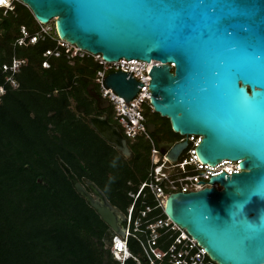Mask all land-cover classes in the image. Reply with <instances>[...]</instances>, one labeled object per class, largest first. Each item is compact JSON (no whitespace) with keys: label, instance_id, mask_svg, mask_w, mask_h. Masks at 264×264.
Returning <instances> with one entry per match:
<instances>
[{"label":"water","instance_id":"water-1","mask_svg":"<svg viewBox=\"0 0 264 264\" xmlns=\"http://www.w3.org/2000/svg\"><path fill=\"white\" fill-rule=\"evenodd\" d=\"M39 24L54 20L59 39L105 61L147 66L149 104L172 132L199 135L198 160L237 161L239 172L209 178L220 186L167 196L164 214L215 264H264V0H20ZM171 64L173 66H171ZM172 69V71H171ZM104 83L126 101L141 83L114 71ZM97 111L109 102L86 87ZM93 130L129 159L119 127L105 114ZM161 154L174 162L188 141L166 142L146 123ZM74 190L108 228L123 236L125 216L91 181L61 163ZM203 181H199L200 183Z\"/></svg>","mask_w":264,"mask_h":264},{"label":"trees","instance_id":"trees-1","mask_svg":"<svg viewBox=\"0 0 264 264\" xmlns=\"http://www.w3.org/2000/svg\"><path fill=\"white\" fill-rule=\"evenodd\" d=\"M21 26L30 33L39 28L25 5L18 2L5 14L0 10V67L13 56L26 60L14 75L18 87L7 86L0 103V264H119L109 252L112 231L74 190L61 163L125 213L128 192L146 178L150 144L141 137L127 139V159L106 143L87 121L105 114L118 126L112 108L97 111L86 91L93 84L98 92L93 82L98 64L62 54L42 68V52L55 41L12 45ZM167 126L175 137L168 142L179 140ZM127 245L140 264H148L134 239ZM124 264L137 263L128 258Z\"/></svg>","mask_w":264,"mask_h":264},{"label":"built area","instance_id":"built-area-1","mask_svg":"<svg viewBox=\"0 0 264 264\" xmlns=\"http://www.w3.org/2000/svg\"><path fill=\"white\" fill-rule=\"evenodd\" d=\"M18 2L21 3L20 0H2L0 10L3 14L13 12ZM41 25L43 24H39L38 30L33 33L21 26L18 37L11 44L34 45L50 37L55 41V45L42 52L44 60L41 66L45 69L49 68L48 58H58L62 54L69 60L76 57H91L98 64L93 82L97 86L98 94L108 100L109 108L111 107L113 111V120L118 124L123 137L131 141L141 137L150 144L149 168L146 178L138 184L136 190L128 192L131 203L124 213L126 220L124 234L120 236L112 232L109 247L112 259L119 264H124L128 258H131L140 264V257L133 255L128 249L127 240L132 238L140 246L142 256L148 264H162L163 262L167 264H215L184 229L164 214V204L167 196L175 192L187 193L210 186L219 189L218 184L208 182L209 178L223 171L228 174L239 172V160H222L214 166L200 162L195 154V147L201 137L189 134L179 135L180 139L175 142L186 140L188 144L176 161H170L157 149L155 139L147 131L146 118L143 113L145 106L153 112L149 104L148 82L150 77L146 68L156 62L125 58L105 61L100 54L82 50L74 44L59 39L56 33L53 36ZM25 63V59L13 56L9 63L1 65L0 72L3 75V81L0 82V103L7 92V86L11 89L18 87L14 75ZM114 71L130 74L141 83L137 93L130 100L126 101L111 88L105 86V76ZM199 181L203 183H197ZM148 201L152 204H148ZM137 202L140 203L139 207L136 206ZM154 211H159V213L155 214Z\"/></svg>","mask_w":264,"mask_h":264},{"label":"flooded vegetation","instance_id":"flooded-vegetation-1","mask_svg":"<svg viewBox=\"0 0 264 264\" xmlns=\"http://www.w3.org/2000/svg\"><path fill=\"white\" fill-rule=\"evenodd\" d=\"M172 71V69H171ZM152 113L150 116L146 117V123H153L155 125V131L154 134H157L161 137V139H165L164 132L162 131L166 125H169L168 119L159 116V114L155 112ZM170 126V125H169ZM167 140L166 142H168Z\"/></svg>","mask_w":264,"mask_h":264},{"label":"rangeland","instance_id":"rangeland-1","mask_svg":"<svg viewBox=\"0 0 264 264\" xmlns=\"http://www.w3.org/2000/svg\"><path fill=\"white\" fill-rule=\"evenodd\" d=\"M43 28H46L51 34L55 35V25L54 20H50L48 23L41 25ZM143 113L146 117L150 116L152 113L149 112V110L146 108V106L143 108ZM88 120V118H87ZM165 134L164 137L166 140L172 141L175 137L174 135L168 130V126L166 125L164 129L162 130Z\"/></svg>","mask_w":264,"mask_h":264},{"label":"snow or ice","instance_id":"snow-or-ice-1","mask_svg":"<svg viewBox=\"0 0 264 264\" xmlns=\"http://www.w3.org/2000/svg\"><path fill=\"white\" fill-rule=\"evenodd\" d=\"M0 2H2V0H0Z\"/></svg>","mask_w":264,"mask_h":264}]
</instances>
